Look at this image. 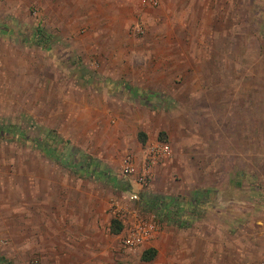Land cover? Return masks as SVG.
<instances>
[{
    "label": "rangeland",
    "instance_id": "obj_1",
    "mask_svg": "<svg viewBox=\"0 0 264 264\" xmlns=\"http://www.w3.org/2000/svg\"><path fill=\"white\" fill-rule=\"evenodd\" d=\"M111 1L0 0V264H163L162 230L173 223L142 198L188 201L180 194L195 163L210 162L211 122L264 119V0ZM161 146L167 154L152 164ZM52 148L60 161L44 152ZM251 163L261 178L264 162ZM205 206H187L180 220ZM80 218L90 221V250ZM49 219L61 231L41 236L40 256L32 230ZM113 219L122 229L105 237ZM144 221L152 237L127 247L123 235ZM259 232L246 242L253 264L264 259ZM147 248L156 255L145 262Z\"/></svg>",
    "mask_w": 264,
    "mask_h": 264
},
{
    "label": "crops",
    "instance_id": "obj_2",
    "mask_svg": "<svg viewBox=\"0 0 264 264\" xmlns=\"http://www.w3.org/2000/svg\"><path fill=\"white\" fill-rule=\"evenodd\" d=\"M101 1L108 2L107 7H111V0ZM136 1L140 8H144L140 0ZM247 118L242 116L238 121L226 123L228 127L225 126V129L211 122L209 138L203 143V147L208 146L209 152H205L204 157L210 162L207 165L199 157V163L194 165L193 178L187 179L190 183V187H185L187 193L180 194L181 198L186 199L202 194L201 205H206L208 211L188 220L185 226L169 224L162 230L163 264H253L249 245L259 239V230L264 232V175L260 178L247 169L252 161L264 162V119L251 121L250 117ZM217 160L223 163L222 170L217 171ZM234 160L241 164L235 167L238 173H230L226 169L225 163L228 161H231L230 169L234 168ZM208 194L209 201L206 198ZM46 221L45 226L35 224L32 230L34 237L30 240L40 256L44 250L41 236H44L45 241L48 237L51 241L52 236L61 231L57 220ZM78 221L80 223H76L79 226L76 231L81 232L82 245L86 244L82 249L90 250V221L88 218H80ZM107 230L110 231V224ZM3 233L7 232L4 230ZM116 235L118 233L110 231L104 236ZM11 239L12 244H15L17 238L13 236ZM246 242H250L249 245ZM238 243L244 244L243 250L234 247ZM25 247L32 248L31 244H25Z\"/></svg>",
    "mask_w": 264,
    "mask_h": 264
},
{
    "label": "trees",
    "instance_id": "obj_3",
    "mask_svg": "<svg viewBox=\"0 0 264 264\" xmlns=\"http://www.w3.org/2000/svg\"><path fill=\"white\" fill-rule=\"evenodd\" d=\"M39 31V41L41 40V45L45 48H48V39L46 38L44 39L43 36V32L41 29H38ZM38 41V42H39ZM7 132V130H1L0 132V136H4V134ZM20 137H25V134L22 132L21 134H19ZM142 141L143 137H142ZM41 150V149H40ZM46 154L49 157H52L54 159H56L57 161L61 160V152H56L54 148L52 149H47ZM73 164V163H72ZM74 169L76 170H85V168L83 167H77V165L75 166L74 164L72 165ZM115 186L117 185V182H114ZM202 198L203 195L202 194H197L194 195L193 197H191L188 201L183 202L178 200L177 197H172V196H154L153 198H142V202L144 203V205H146L149 209L154 210L158 215L165 217L167 220H171V222L173 224H177L180 226H185V221H188V219L186 220V218L184 217V220H180L181 216L184 214V212H186V207L188 206L189 209H195L201 205L202 203ZM186 205V206H184ZM185 215L187 216V214L185 213ZM122 229V224L119 220H111V226H110V231L111 233L117 234L121 231ZM155 250L153 248H147L145 250H143V252L141 253V259L144 261H149L151 260L154 256H155Z\"/></svg>",
    "mask_w": 264,
    "mask_h": 264
},
{
    "label": "built area",
    "instance_id": "obj_4",
    "mask_svg": "<svg viewBox=\"0 0 264 264\" xmlns=\"http://www.w3.org/2000/svg\"><path fill=\"white\" fill-rule=\"evenodd\" d=\"M141 4L144 6H156L158 4L159 0H140ZM140 30V28H138ZM167 154V146H161L157 150H153V155H152V164L155 163V159L158 157H163ZM134 171V167L131 164H127L123 168V172L125 173H130ZM148 172L145 173V175ZM144 175V176H145ZM155 230V225L151 222H134L132 223V226L128 229L127 233L123 235V242L124 244L129 247H138L141 246L143 243L148 241ZM260 264H264V260L260 262Z\"/></svg>",
    "mask_w": 264,
    "mask_h": 264
}]
</instances>
